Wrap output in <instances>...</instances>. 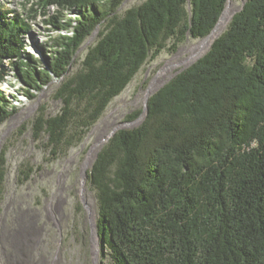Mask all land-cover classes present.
<instances>
[{
    "label": "trees",
    "instance_id": "trees-1",
    "mask_svg": "<svg viewBox=\"0 0 264 264\" xmlns=\"http://www.w3.org/2000/svg\"><path fill=\"white\" fill-rule=\"evenodd\" d=\"M25 1L49 14L56 34L36 56L26 49L30 17L0 5V84L14 70L35 98L60 81L59 112L33 121L57 151L96 123L169 39L175 49L209 35L228 2L145 0L120 15L124 0ZM17 109L0 89V126ZM4 164L2 154L1 179ZM88 178L112 264H264V0H246L206 53L149 96L143 120L108 139Z\"/></svg>",
    "mask_w": 264,
    "mask_h": 264
},
{
    "label": "rangeland",
    "instance_id": "rangeland-1",
    "mask_svg": "<svg viewBox=\"0 0 264 264\" xmlns=\"http://www.w3.org/2000/svg\"><path fill=\"white\" fill-rule=\"evenodd\" d=\"M144 1L124 0L117 13L121 15ZM230 1L234 14L246 0ZM2 5L30 17L32 29L26 35V49L42 58V46L56 34L49 23V14L34 10L37 6L25 0H4ZM207 36L192 38L189 35L175 49H172L174 39H169L166 47L154 59H149L125 90L110 102L101 118L81 131L72 145L67 144L58 151L48 145L46 134L36 135L33 121L41 113L50 116L59 112L61 101L55 94L60 81L54 79L51 86L34 91L36 97L29 98L23 91L24 85L14 76L15 72L8 73L7 82L0 89L18 109L0 126V156L4 154L5 157V175L2 179L0 176V264H112L106 250L103 252L100 240H97L99 261L95 253L99 214L95 191L88 178L89 169L109 139L104 138L116 124L120 125L118 130L135 126L129 124L127 115L144 108L145 92L160 69L170 60H184L190 55L191 48ZM97 39L98 30L84 41L71 68L73 71L79 68L88 48ZM209 47L191 62H181L165 82L191 65ZM84 171L87 173V197L94 199L96 204L95 225L81 191ZM27 230H32L34 235L29 237V248H25L21 258L22 254L15 250L12 240Z\"/></svg>",
    "mask_w": 264,
    "mask_h": 264
},
{
    "label": "bare ground",
    "instance_id": "bare-ground-1",
    "mask_svg": "<svg viewBox=\"0 0 264 264\" xmlns=\"http://www.w3.org/2000/svg\"><path fill=\"white\" fill-rule=\"evenodd\" d=\"M233 5L232 2L229 0L227 6L225 7V10L223 11L217 25L215 28L212 30V32L202 41L197 44H195L191 48V53L188 57L184 58V60H170L166 65H164L160 71L156 74V76L152 79L148 89L145 92V96L150 95L158 86H160L165 80L170 77L173 74V70L176 66H178L181 62L189 63L192 60H194L198 54L205 48H207L210 43L214 40V38L226 27L228 24L229 20L233 16ZM142 118V117H141ZM119 124H116L115 128L118 127ZM86 179L87 176L83 177L82 180V194L86 202V207L89 212V217L93 223V225L96 224V219H97V209H96V204L94 202V199H90L87 197V186H86ZM65 201V199H64ZM62 202L60 206V210L63 213L64 210V204L65 202ZM28 234V235H27ZM34 232L32 230H27L25 233L21 234L20 236H16L15 239H13L14 247L19 254H22L21 258H23L22 252H24L25 248H29V237L33 236ZM95 236H96V229H95ZM95 242V253L97 255V260L99 261L98 257V251H99V245L96 237L94 238Z\"/></svg>",
    "mask_w": 264,
    "mask_h": 264
},
{
    "label": "water",
    "instance_id": "water-1",
    "mask_svg": "<svg viewBox=\"0 0 264 264\" xmlns=\"http://www.w3.org/2000/svg\"><path fill=\"white\" fill-rule=\"evenodd\" d=\"M229 1V0H228ZM228 3V2H227ZM227 6V5H226ZM225 10V9H224ZM223 10V11H224ZM96 31L97 30H95L93 33H96ZM211 44H212V42H211ZM210 44V45H211ZM157 89H159V88H157ZM156 89V90H157ZM156 90H154L152 93H154ZM151 93V94H152ZM150 94V95H151ZM150 95H147V96H145V103H144V108H143V111H142V113H141V115L137 118V119H135V120H132V121H130L129 122V124H131V125H138L142 120H143V118H144V116H145V114H146V112H147V109H148V98H149V96ZM142 117V118H141ZM118 127H120V125L118 126ZM118 127H116V128H114L112 131H111V133L108 135V136H106L105 138H104V140H106V139H108V138H110L111 136H113L114 134H115V132L118 130ZM103 141V140H102ZM85 176H87V173L84 171L83 172V177H85ZM97 226V225H96ZM96 237H97V240H100V237H101V233H100V231H99V229H98V227H97V230H96Z\"/></svg>",
    "mask_w": 264,
    "mask_h": 264
},
{
    "label": "built area",
    "instance_id": "built-area-1",
    "mask_svg": "<svg viewBox=\"0 0 264 264\" xmlns=\"http://www.w3.org/2000/svg\"><path fill=\"white\" fill-rule=\"evenodd\" d=\"M3 1H4V0H0V5H1V6H3V5H2V4H3ZM3 7H4V6H3ZM11 71H14V70H11ZM11 74H12V73H11ZM7 75H9V74H7ZM7 75L5 76L6 79L0 84V87H1V85H2L3 83H6V82H7ZM14 76H15V74H14ZM15 77H16V76H15ZM16 79H17V78H16Z\"/></svg>",
    "mask_w": 264,
    "mask_h": 264
}]
</instances>
